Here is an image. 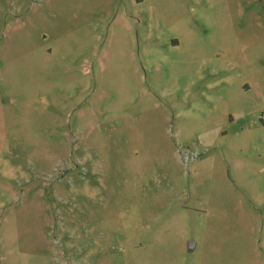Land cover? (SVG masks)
I'll list each match as a JSON object with an SVG mask.
<instances>
[{
	"label": "rangeland",
	"instance_id": "obj_1",
	"mask_svg": "<svg viewBox=\"0 0 264 264\" xmlns=\"http://www.w3.org/2000/svg\"><path fill=\"white\" fill-rule=\"evenodd\" d=\"M263 117L264 0H0V264H264Z\"/></svg>",
	"mask_w": 264,
	"mask_h": 264
},
{
	"label": "built area",
	"instance_id": "obj_2",
	"mask_svg": "<svg viewBox=\"0 0 264 264\" xmlns=\"http://www.w3.org/2000/svg\"><path fill=\"white\" fill-rule=\"evenodd\" d=\"M263 121H264V117H263ZM198 157H199V154L197 151H191L188 149L184 153V159L186 162L194 161Z\"/></svg>",
	"mask_w": 264,
	"mask_h": 264
}]
</instances>
